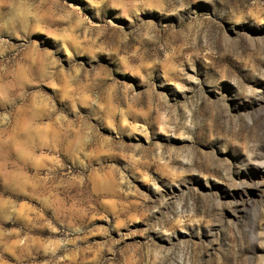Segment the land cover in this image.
Returning <instances> with one entry per match:
<instances>
[{
	"label": "rangeland",
	"instance_id": "rangeland-1",
	"mask_svg": "<svg viewBox=\"0 0 264 264\" xmlns=\"http://www.w3.org/2000/svg\"><path fill=\"white\" fill-rule=\"evenodd\" d=\"M0 264H264V0H0Z\"/></svg>",
	"mask_w": 264,
	"mask_h": 264
}]
</instances>
